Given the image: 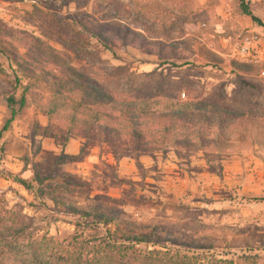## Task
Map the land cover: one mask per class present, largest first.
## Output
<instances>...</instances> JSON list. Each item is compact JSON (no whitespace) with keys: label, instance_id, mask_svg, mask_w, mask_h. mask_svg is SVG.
Instances as JSON below:
<instances>
[{"label":"rangeland","instance_id":"1","mask_svg":"<svg viewBox=\"0 0 264 264\" xmlns=\"http://www.w3.org/2000/svg\"><path fill=\"white\" fill-rule=\"evenodd\" d=\"M246 1L264 23V0ZM240 5L0 0V132L5 96L30 86L29 109L0 137V220L10 211L64 241L78 210L91 211L135 223L130 229L149 249L188 240L264 264V26ZM248 33L261 38L251 63L237 55ZM67 65L88 80L74 97L98 91L117 116L199 115L176 128L190 144H139L124 123L73 130L70 99L49 120L45 107L67 82ZM77 114L92 122L91 112ZM36 174L47 180L42 190Z\"/></svg>","mask_w":264,"mask_h":264},{"label":"trees","instance_id":"2","mask_svg":"<svg viewBox=\"0 0 264 264\" xmlns=\"http://www.w3.org/2000/svg\"><path fill=\"white\" fill-rule=\"evenodd\" d=\"M240 3L244 15L249 16L254 23L264 26V23L253 15L246 0H240ZM92 38L103 43L99 34L92 33ZM104 46L109 48L107 43ZM2 52L6 54V51ZM16 62L20 68H25L21 62ZM65 68L67 82L64 81L59 85L55 92L56 97L51 100L49 106L45 107L49 120H53L59 111L67 109V99H70L72 115L67 117L73 130L85 124L89 131H92L102 121L119 126L124 123L125 128L130 131L132 140L139 144L144 142L145 138L156 144L171 143L174 146L182 142L186 145L190 144L188 141L190 139L182 138L176 128L183 124L194 123L199 115L192 112L147 115L146 112L138 109L135 113L131 110H119L117 116L108 102L111 97L107 98L98 91L92 90L86 97L75 98V94L83 90V84L88 80L71 66L67 65ZM29 87L26 86L18 96L14 94L5 96L8 115L3 121L0 137L8 132L13 123L29 109L30 101L25 92ZM90 94L93 100L89 101L91 103L88 106L84 105L82 102L87 101ZM81 108L91 112L92 122L82 121L78 117L77 112ZM151 130L153 133L149 135L147 132ZM35 178L40 186L39 189L42 190L47 180L44 181L38 174ZM20 182L27 190L32 189L26 180L20 179ZM54 202L59 204L58 201ZM78 211L79 219L75 223L74 234L64 241L44 232L42 227L24 221L20 215L16 217V214L12 215L8 211L9 216L0 220V264H247V261L257 264L256 261L259 259L257 256L219 255L212 252L214 247L210 245L188 240L170 239L169 242L174 247L157 248L158 245H154L149 249V243L134 235L133 230L130 229V227L135 228V223L120 217L117 219L119 224H113L114 221L103 214ZM143 244L146 245L145 248L141 247Z\"/></svg>","mask_w":264,"mask_h":264},{"label":"built area","instance_id":"3","mask_svg":"<svg viewBox=\"0 0 264 264\" xmlns=\"http://www.w3.org/2000/svg\"><path fill=\"white\" fill-rule=\"evenodd\" d=\"M261 38L255 33H248L238 47L237 55L242 62H253L254 55L260 51ZM264 74V72H263Z\"/></svg>","mask_w":264,"mask_h":264}]
</instances>
